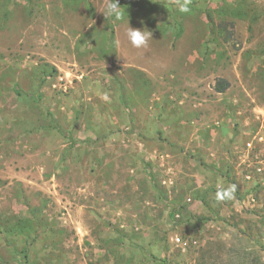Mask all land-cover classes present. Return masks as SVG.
I'll list each match as a JSON object with an SVG mask.
<instances>
[{"label":"rangeland","instance_id":"rangeland-1","mask_svg":"<svg viewBox=\"0 0 264 264\" xmlns=\"http://www.w3.org/2000/svg\"><path fill=\"white\" fill-rule=\"evenodd\" d=\"M119 4L0 0V264H264V0Z\"/></svg>","mask_w":264,"mask_h":264},{"label":"clouds","instance_id":"clouds-1","mask_svg":"<svg viewBox=\"0 0 264 264\" xmlns=\"http://www.w3.org/2000/svg\"><path fill=\"white\" fill-rule=\"evenodd\" d=\"M176 10L181 14H191L192 13V0H173ZM105 19L111 18L114 22L124 20L126 10L122 8L119 4V0H104L103 11L101 12ZM128 41L135 48H146L148 42L152 40V32L147 28H132L129 26L127 20V30L125 33ZM104 99L107 100V95L105 94ZM237 191V186L235 184H230L227 187H221L216 192L217 201H225L235 199Z\"/></svg>","mask_w":264,"mask_h":264},{"label":"trees","instance_id":"trees-1","mask_svg":"<svg viewBox=\"0 0 264 264\" xmlns=\"http://www.w3.org/2000/svg\"><path fill=\"white\" fill-rule=\"evenodd\" d=\"M228 87V83L225 81V80H219L218 83L216 84V86L214 87L215 91L218 92V93H222L224 92ZM21 224V223H20ZM24 226H19V228H23ZM5 228H2V233L6 236L4 230ZM15 233V230L13 231L12 234ZM18 236L21 235L22 233L20 231H17Z\"/></svg>","mask_w":264,"mask_h":264}]
</instances>
